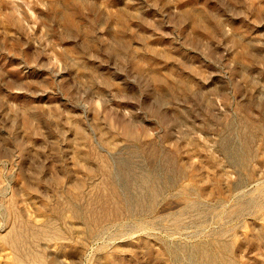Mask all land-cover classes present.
<instances>
[{"label": "rangeland", "instance_id": "374dc122", "mask_svg": "<svg viewBox=\"0 0 264 264\" xmlns=\"http://www.w3.org/2000/svg\"><path fill=\"white\" fill-rule=\"evenodd\" d=\"M0 264H264V0H0Z\"/></svg>", "mask_w": 264, "mask_h": 264}]
</instances>
